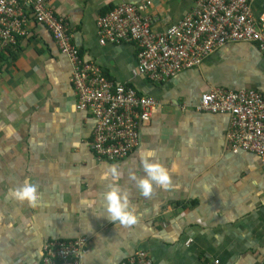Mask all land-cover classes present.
Here are the masks:
<instances>
[{
	"label": "crops",
	"instance_id": "0c3cea01",
	"mask_svg": "<svg viewBox=\"0 0 264 264\" xmlns=\"http://www.w3.org/2000/svg\"><path fill=\"white\" fill-rule=\"evenodd\" d=\"M69 27L83 60L119 85L152 97L157 106L138 131L131 155L97 162L90 149L93 122L76 110L70 67L46 29L28 22V35L0 53V264H37L47 241H87L82 264H122L144 251L153 264H263L264 166L249 153L232 154L229 120L197 112L214 89H252L264 96V60L253 44H228L198 68L161 82L137 73L132 44H98L95 21L117 5L148 0H46ZM152 30L163 32L193 8L194 0H150ZM254 17L264 4L252 3ZM169 172L167 189L139 195L129 174L144 175L138 153ZM128 195L136 223L107 219L104 193L111 177ZM25 178L39 200L18 204L9 195Z\"/></svg>",
	"mask_w": 264,
	"mask_h": 264
},
{
	"label": "built area",
	"instance_id": "2783aa9c",
	"mask_svg": "<svg viewBox=\"0 0 264 264\" xmlns=\"http://www.w3.org/2000/svg\"><path fill=\"white\" fill-rule=\"evenodd\" d=\"M252 3L264 4V0H194L191 11L160 33L152 30L154 19L148 14L152 1L117 5L95 21L98 44L134 45L137 73L156 83L198 68L228 44H253L264 60V13L254 17ZM30 21L46 29L68 61L75 108L89 114L93 122L90 149L94 159L115 163L128 158L157 102L130 86L113 83L94 63L83 60L71 42L66 20L46 0H0V53L10 51L17 38L29 34ZM196 110L227 116L228 150L253 154L264 166L263 95L252 89H214L201 94ZM86 244L84 238L47 241L37 264H82ZM122 264L153 262L138 251Z\"/></svg>",
	"mask_w": 264,
	"mask_h": 264
},
{
	"label": "clouds",
	"instance_id": "9594fccd",
	"mask_svg": "<svg viewBox=\"0 0 264 264\" xmlns=\"http://www.w3.org/2000/svg\"><path fill=\"white\" fill-rule=\"evenodd\" d=\"M139 163L144 173L139 179L134 173L129 174V179L133 181L138 193L142 197H148L153 185H158L162 189H167L170 183L169 172L163 166L151 160V153L147 155L143 152L138 153ZM119 173L115 167L109 166L101 179L107 180L111 177L113 183L104 193L105 212L107 219L113 224L118 223L123 227H128L136 223V217L128 206L127 192L121 190L115 183ZM10 198L18 203L34 205L39 200L36 182L25 178L19 187H13L9 191Z\"/></svg>",
	"mask_w": 264,
	"mask_h": 264
},
{
	"label": "trees",
	"instance_id": "16d2710c",
	"mask_svg": "<svg viewBox=\"0 0 264 264\" xmlns=\"http://www.w3.org/2000/svg\"><path fill=\"white\" fill-rule=\"evenodd\" d=\"M109 10H110V9H109ZM106 11H108V10H106ZM106 11H105V12H106ZM105 12H104V13H105ZM102 14H103V13H102Z\"/></svg>",
	"mask_w": 264,
	"mask_h": 264
}]
</instances>
